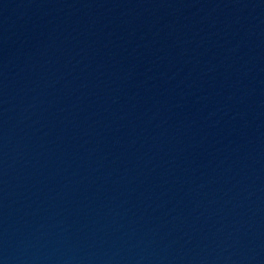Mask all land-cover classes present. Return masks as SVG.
Listing matches in <instances>:
<instances>
[{
	"label": "water",
	"instance_id": "obj_1",
	"mask_svg": "<svg viewBox=\"0 0 264 264\" xmlns=\"http://www.w3.org/2000/svg\"><path fill=\"white\" fill-rule=\"evenodd\" d=\"M0 264H264V0H0Z\"/></svg>",
	"mask_w": 264,
	"mask_h": 264
}]
</instances>
